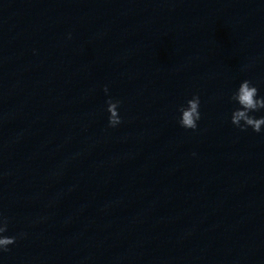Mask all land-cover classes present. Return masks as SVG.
Masks as SVG:
<instances>
[{
	"label": "water",
	"instance_id": "1",
	"mask_svg": "<svg viewBox=\"0 0 264 264\" xmlns=\"http://www.w3.org/2000/svg\"><path fill=\"white\" fill-rule=\"evenodd\" d=\"M242 79L264 95V0H0V264H264Z\"/></svg>",
	"mask_w": 264,
	"mask_h": 264
},
{
	"label": "clouds",
	"instance_id": "2",
	"mask_svg": "<svg viewBox=\"0 0 264 264\" xmlns=\"http://www.w3.org/2000/svg\"><path fill=\"white\" fill-rule=\"evenodd\" d=\"M70 38V35H69ZM102 91L106 97L105 111L107 123L110 128H116L123 122L120 114L121 101L114 99L109 94V87L104 85ZM233 108L229 115L230 124L246 132L249 129L256 134H264V95L250 80L242 79L231 92L229 97ZM202 119L201 97L198 94L191 95L176 108V123L185 130L196 131ZM8 221L0 215V253H5L10 246L15 245L17 238L8 236Z\"/></svg>",
	"mask_w": 264,
	"mask_h": 264
}]
</instances>
